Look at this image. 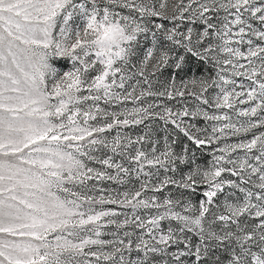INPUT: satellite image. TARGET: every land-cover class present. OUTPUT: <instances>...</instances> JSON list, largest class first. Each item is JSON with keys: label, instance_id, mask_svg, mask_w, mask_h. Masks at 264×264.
Instances as JSON below:
<instances>
[{"label": "snow or ice", "instance_id": "obj_1", "mask_svg": "<svg viewBox=\"0 0 264 264\" xmlns=\"http://www.w3.org/2000/svg\"><path fill=\"white\" fill-rule=\"evenodd\" d=\"M256 129L264 0H0V264H264Z\"/></svg>", "mask_w": 264, "mask_h": 264}, {"label": "rangeland", "instance_id": "obj_2", "mask_svg": "<svg viewBox=\"0 0 264 264\" xmlns=\"http://www.w3.org/2000/svg\"><path fill=\"white\" fill-rule=\"evenodd\" d=\"M255 23L256 22H254V24ZM256 26L259 27L258 24H256ZM204 74L207 75V72H205ZM237 80H238V82H243L245 85H247L249 83V81L244 80L243 77H238ZM229 87H231V86H229ZM237 90L239 91L240 89H237ZM148 99H149V101H151V100H154L156 98H151L150 97ZM163 102L166 103L169 106H175L176 108H180L181 107V103H182V102H178V101H167V100H164ZM101 106L102 107H107L106 105H103V104H101ZM132 106L133 105L131 103H128L127 104V107H129V108H131ZM239 107L246 108V107H248V105L247 104H245V105H239ZM233 119L234 120L236 119V117L234 116V114H233ZM240 119H244V118L241 117ZM146 123H148V122L146 121ZM203 125H204V122L201 121V126H203ZM152 127L155 129V136L158 137V138H160L161 144H162L163 143V137L165 135V125L163 124L162 121H155L152 124ZM167 127L169 129H171V125H169ZM144 130H145L144 125H140V126H136V127H131V128H126L125 129V131L129 132V134H131L133 136H135L137 134H142ZM255 131L258 133L259 131H264V129H256ZM181 138H183V137L181 136ZM247 138H251V134L250 133L248 134L247 137L241 135L239 137H231V138H227L225 140H221L219 142V145H215L214 144V145H212V148H215L217 146H222L225 143H235V142H237L240 139H247ZM184 139H186V138H184ZM241 155H242V153H241ZM197 158H198V163H200L202 166H208L209 163L211 162V155L208 154V150H206L205 151V154H203V155H201V153L199 152V150H197ZM97 167H99V166L97 165ZM225 175H227V174H225ZM93 183H97V182H95V181H89V184H93ZM125 187H127V186H125ZM99 188H104V189H119L120 191H123L124 190V188H121L119 185H117V184H115V183H113L111 181H102V182H99L98 183L97 190H95V191H93V192H91L89 194L96 195V196H99L101 194H103V195H107L108 194L107 192L101 193L99 191ZM225 191H228V189H225ZM167 193H168V190L166 189L165 192H164V195H167ZM172 194H173V196H175L176 195V192L173 191ZM221 199H223V194H221ZM96 207H97V210H99L101 207H103L105 209H115V210L120 211V212L129 211L128 209L119 208L116 205H103V206L97 205ZM141 211H143V210H141ZM119 219L122 220L123 219V216L119 217ZM104 238L105 239H111L110 236H107V237H104Z\"/></svg>", "mask_w": 264, "mask_h": 264}, {"label": "trees", "instance_id": "obj_3", "mask_svg": "<svg viewBox=\"0 0 264 264\" xmlns=\"http://www.w3.org/2000/svg\"><path fill=\"white\" fill-rule=\"evenodd\" d=\"M194 71H195V69H194ZM180 139H181V142L184 143V144L189 143V142H187L186 139H184V138H181V137H180ZM176 147H177V150H179L180 145L178 144Z\"/></svg>", "mask_w": 264, "mask_h": 264}]
</instances>
